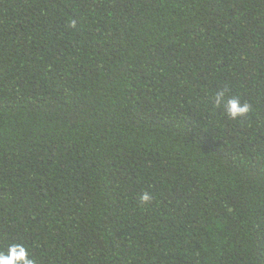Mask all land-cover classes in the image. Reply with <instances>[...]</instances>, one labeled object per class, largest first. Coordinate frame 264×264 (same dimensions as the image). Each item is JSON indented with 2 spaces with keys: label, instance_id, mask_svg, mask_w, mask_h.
Returning <instances> with one entry per match:
<instances>
[{
  "label": "trees",
  "instance_id": "obj_1",
  "mask_svg": "<svg viewBox=\"0 0 264 264\" xmlns=\"http://www.w3.org/2000/svg\"><path fill=\"white\" fill-rule=\"evenodd\" d=\"M12 242L36 264H264V0H0Z\"/></svg>",
  "mask_w": 264,
  "mask_h": 264
},
{
  "label": "clouds",
  "instance_id": "obj_2",
  "mask_svg": "<svg viewBox=\"0 0 264 264\" xmlns=\"http://www.w3.org/2000/svg\"><path fill=\"white\" fill-rule=\"evenodd\" d=\"M213 107L222 108L225 115L232 120L245 118L252 110V105L249 102H242L241 98L235 95L229 97L226 88L220 89L215 93ZM152 199V194L147 191L142 192L138 196L141 204H147ZM0 264H36V261L23 243L12 242L8 245L6 251H0Z\"/></svg>",
  "mask_w": 264,
  "mask_h": 264
}]
</instances>
